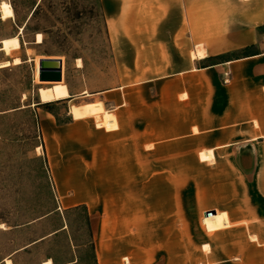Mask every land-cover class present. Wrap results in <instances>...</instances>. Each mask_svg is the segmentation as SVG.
<instances>
[{"label":"crops","instance_id":"crops-1","mask_svg":"<svg viewBox=\"0 0 264 264\" xmlns=\"http://www.w3.org/2000/svg\"><path fill=\"white\" fill-rule=\"evenodd\" d=\"M101 3L109 38L119 57L121 84L116 89L73 94L66 83L69 97L58 102L71 104V121L59 126L52 115L41 119L43 139H54L57 149L63 148V157L54 163L51 149L39 147L49 157L54 176L51 185L60 206L27 225L49 219L59 211H84L91 240L74 246L79 251L87 249L94 264H264V0ZM230 10L238 14L232 16V22L217 16L211 37L203 27L208 19L193 14ZM217 26L232 27L217 30ZM236 53L242 55L213 66L207 64L211 57ZM149 86L157 92L152 107L182 106V122L199 131L194 138L221 140L210 151L231 152L237 156L235 170L256 172L253 183L240 177L217 184L215 208H209L216 212L211 215L217 225L214 233L199 228V234L193 236L186 226L188 209L182 205L187 195L170 190L161 194L160 174L146 180L143 176L144 165L148 170H161L159 146L148 153L152 161L144 162L145 116L137 92ZM166 90L172 94L167 100L163 98ZM181 94L186 98L180 100ZM97 100L105 109L114 110L117 129L89 127L85 137V122L91 118L75 120L71 108L98 104ZM48 104L40 102L37 106ZM150 133L151 139H160L159 126ZM67 143L77 145L72 158L64 152ZM166 165L163 171L170 170L171 164ZM131 172L135 175L130 178ZM145 186L152 189L150 194H144ZM170 186L169 181L162 184ZM124 187L135 189L125 192ZM194 202L202 203L200 196H195ZM196 211L199 219L200 210ZM225 213L230 226L220 230L218 225ZM202 214L205 216L206 211ZM180 218L183 225L177 223ZM67 227L63 223L48 237L14 255L27 253L47 238L65 233ZM48 260L53 264L80 261ZM0 263L7 264L6 259Z\"/></svg>","mask_w":264,"mask_h":264},{"label":"rangeland","instance_id":"rangeland-1","mask_svg":"<svg viewBox=\"0 0 264 264\" xmlns=\"http://www.w3.org/2000/svg\"><path fill=\"white\" fill-rule=\"evenodd\" d=\"M3 2L12 5L15 17L2 19L0 10V262L11 259L13 264H42L52 257L58 263L79 258L78 264H94L87 249L79 251L74 246L91 240L84 211H59L49 219L30 226L27 224L60 206L53 192L54 184L53 188L51 185L54 176L49 157L45 156L46 150L44 152L39 147L48 146L47 150L51 149L54 163L63 157V148L57 149L54 139H43L41 119L52 115L59 126L71 121V104L67 101L58 102L63 97H69L67 84L71 86L73 94L116 89L121 84L119 57L117 59L109 38L101 0H0V6ZM193 14L208 19L207 25L203 27L208 32L207 37H211L210 32L215 30L217 16L232 22V16L238 12L230 10ZM231 27L217 26V30H230ZM38 34L43 37L42 44H37ZM239 55L242 53L211 57L207 64L213 66ZM48 57L63 61L62 83L43 84L36 79V60ZM15 58H20L22 64L14 65ZM150 87L137 92V97L143 101L142 113L145 116L144 162L152 161L148 153L159 146L161 170H148V166L144 165L143 176L146 180L160 174L161 194L170 190L177 195H187L182 205L188 209L185 211L186 226H190L193 236L199 234V228L214 233L216 220L202 213L215 208L217 184L220 182L221 186L240 177L252 181L256 172L235 170L233 163H236L237 156L231 152L225 151L223 154L221 151H210L221 140L194 138L199 131L196 127L192 130V124L182 122V106L152 107V99L157 97V92ZM170 92H164L165 100L168 95H172ZM184 98L186 96L182 94L179 96L180 100ZM40 102L51 104L37 106ZM96 102L98 104L71 108L75 120L91 118L85 122V137L89 127L93 129L98 126L107 131L117 129L114 110L110 107L105 109L102 103ZM158 126L160 139H151L150 132ZM81 146L87 147L86 144ZM76 147L71 143L64 144L67 158H72L73 153L77 152ZM169 163L170 170L163 171V166ZM134 175L135 172H131L129 177ZM168 181L172 186L162 187ZM123 189L128 192L135 188ZM151 190L145 186L144 194H150ZM195 196L198 199L200 196L202 203H195ZM196 208L200 210L199 219ZM63 223L68 225L65 233L47 238L27 253L14 255L15 251L30 243L48 237ZM177 223L184 224L182 218ZM229 226L226 214L218 227L221 230Z\"/></svg>","mask_w":264,"mask_h":264},{"label":"water","instance_id":"water-1","mask_svg":"<svg viewBox=\"0 0 264 264\" xmlns=\"http://www.w3.org/2000/svg\"><path fill=\"white\" fill-rule=\"evenodd\" d=\"M43 84L61 83L63 81V61L61 59H42L40 61V77ZM216 212H207L211 216Z\"/></svg>","mask_w":264,"mask_h":264},{"label":"bare ground","instance_id":"bare-ground-1","mask_svg":"<svg viewBox=\"0 0 264 264\" xmlns=\"http://www.w3.org/2000/svg\"><path fill=\"white\" fill-rule=\"evenodd\" d=\"M0 10H1L2 19H10V18L15 17L14 9H13L12 5L8 2H3L0 6ZM42 43H43V37L41 34H38L37 35V44H42ZM40 61H39V59L36 60V79L37 80H39V77H40ZM21 64H22V61L20 58L14 59V65L19 66ZM53 84H59V83H53ZM6 263L12 264V261L8 259V260H6ZM44 264H53V262L51 260H48Z\"/></svg>","mask_w":264,"mask_h":264},{"label":"built area","instance_id":"built-area-1","mask_svg":"<svg viewBox=\"0 0 264 264\" xmlns=\"http://www.w3.org/2000/svg\"><path fill=\"white\" fill-rule=\"evenodd\" d=\"M226 83L228 82V80L225 81Z\"/></svg>","mask_w":264,"mask_h":264}]
</instances>
